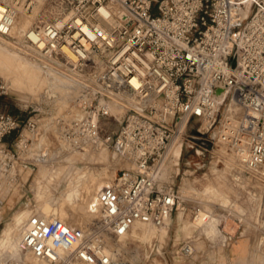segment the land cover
I'll return each mask as SVG.
<instances>
[{"label": "built area", "instance_id": "obj_1", "mask_svg": "<svg viewBox=\"0 0 264 264\" xmlns=\"http://www.w3.org/2000/svg\"><path fill=\"white\" fill-rule=\"evenodd\" d=\"M45 1L58 2L59 14L19 36L20 7L31 13L38 0H0V36L79 77L82 112L66 136L82 148L92 140L108 146L117 167L100 191L98 217L73 226L33 211L23 224L25 250L47 264L114 263L111 238L136 223L165 225L177 210L176 180L192 149L205 157L198 168L227 162L235 179L264 181V0ZM112 104L123 107V118ZM109 116L119 125L102 133ZM44 126L42 117L0 111V186L19 179L20 150Z\"/></svg>", "mask_w": 264, "mask_h": 264}, {"label": "rangeland", "instance_id": "obj_2", "mask_svg": "<svg viewBox=\"0 0 264 264\" xmlns=\"http://www.w3.org/2000/svg\"><path fill=\"white\" fill-rule=\"evenodd\" d=\"M47 18L40 16L35 24ZM13 47L8 48L9 53L15 52L18 60L22 57L36 74L17 64L0 62V111L21 117L39 116L45 126L28 151L20 150L22 155L16 162L19 179L12 186H0V264L26 261L19 239L23 224L33 211L63 214V207L77 208L84 212V220L89 221L84 210L89 193L71 198L70 187L80 190L88 184L91 193L95 183L100 179L109 180L110 172L115 173L117 167L108 146L92 140L82 148L83 144L75 135L66 136L71 119L81 115L76 100L82 86L79 83L65 85L70 84L65 76L70 72L56 66L58 75L54 74L41 60ZM120 115L123 118V113ZM118 125L114 116L105 118L101 123L102 133L108 134ZM72 131L75 132L73 128ZM44 132L42 141L37 142L38 135ZM51 133L61 135L63 140L61 144L58 138L60 145L57 144L56 150L49 138ZM13 138L16 136L7 141ZM46 147L51 149L50 153L46 161H41L40 154ZM102 148L107 150V161L101 158ZM193 150L186 155L191 164L182 162V171L186 173L176 180L181 204L165 226L168 232L165 233L163 227L157 233L159 237H152L155 232L150 228H139L126 236L111 238L113 246H120V250H114L116 258L125 264H264V181L250 176L235 179L232 165L227 162L212 164L208 160L198 168L200 160ZM212 165L218 169L213 170ZM57 168L58 175L49 179ZM184 177H187L186 182ZM186 243L193 246L190 254L181 251Z\"/></svg>", "mask_w": 264, "mask_h": 264}, {"label": "bare ground", "instance_id": "obj_3", "mask_svg": "<svg viewBox=\"0 0 264 264\" xmlns=\"http://www.w3.org/2000/svg\"><path fill=\"white\" fill-rule=\"evenodd\" d=\"M60 10H61V6H60V4L57 2V3H52L51 1H45V0H38V2H37V4H36V7L34 8V10H33V13L32 14H27L26 13V10L23 8V7H20V11H19V14H18V17H17V20H16V25H15V28H14V32L16 33V34H18L19 36L21 35V33L25 30V29H27L29 26H32V25H34L35 24V22H37V20L38 19H40V16H43V17H49V15L50 16H52V14L53 15H57V14H59V12H60ZM50 13H52V14H50ZM40 21V20H39ZM40 23V22H39ZM0 38L2 39V40H0V62L1 63H6V64H9V65H11V64H17L21 69H23V70H27V71H30L32 74H36V72H34V70L33 69H30L31 68V66H29L28 67V65H27V63H26V61L25 62H23L22 60H21V58H19V60H18V55L14 52V53H9L10 51H8L9 49V47H12V46H14V47H16V45H14V43L13 42H11L10 40H8V39H6V38H3V37H1L0 36ZM4 40V41H3ZM1 41H3V43L1 42ZM6 44V45H3V44ZM13 47V48H14ZM17 49H19V50H21L19 47H17ZM68 51V50H67ZM68 53H69V55L71 56V57H74V55L71 53V52H69L68 51ZM5 59H6V61H5ZM33 66V65H32ZM37 67H39V66H37ZM33 68H34V66H33ZM39 68H41V67H39ZM47 70H49L50 72H53L54 74H57L58 75V70L56 71L53 67H49ZM46 70V71H47ZM48 71V72H49ZM60 72V71H59ZM65 76H67L66 77V79H69V82H70V84H68V83H65V85H72V84H74V83H78V82H76L78 79H79V77H76V75H74L73 73H70V75H65ZM65 79V78H64ZM68 82V81H67ZM112 106V110H113V112L115 113V114H117V116L118 117H120L121 118V115L120 114H122V113H124V109H123V107L120 105H117V104H112L111 105ZM79 112L81 113L82 111H81V109L79 110ZM119 114V115H118ZM74 115V114H73ZM46 131V130H45ZM46 133L44 132L43 134H39L38 135V137H37V142H41L42 140H40L41 139V137L43 136V135H45ZM51 135V137H49L50 138V140H51V143L52 144H54V148H55V150L56 149H58V145L57 144H59L60 145V140H61V144H62V142H63V140L62 139H60L61 138V135H53L52 133L50 134ZM60 140H59V139ZM60 148V147H59ZM50 150L51 149H47V147H46V150H43V153H42V157H41V160L42 161H46V159H47V155L50 153ZM101 158H103L105 161H107L109 158H108V153H107V150H106V148H102V151H101ZM216 163V160H214L213 162H212V164H215ZM166 166V165H165ZM212 167V169L213 170H216V169H218L217 167H216V165H212L211 166ZM165 169V168H164ZM106 170V169H105ZM168 168H166V170H164V173L166 174L168 171ZM106 171H108V170H106ZM58 173H59V168H57V169H55V170H53L52 172H51V174H50V178L49 179H53V178H55L57 175H58ZM114 171L113 172H110V177H109V180L108 179H100L97 183H95V188L92 190V192L90 193V191H91V189H90V185L88 186V184H85L84 186H82V188H80V190L77 188V187H75V188H73L72 186L70 187V190H69V196L71 197V198H73L75 195H77V197H79V195L80 196H86L88 193H89V200H87V202H85V204H84V206H85V208H84V210L86 211V214L89 216L88 218H89V221H85L84 220V216H85V214H84V212L80 209H71V208H64L63 207V209H62V211H63V214H53V213H46L43 209V211H44V214L45 215H47V216H49V217H52V218H54V217H60V218H62V219H65L66 221H68L69 223H71L73 226L74 225H79V226H85L87 223H89L90 221H91V219L93 218V216H94V212H96L97 210H98V200L97 199H95V196H96V194H97V191L99 190V188H101L107 181H110V180H112L113 178V176H114ZM186 179H187V177H184V180H185V182H186ZM228 209V208H227ZM91 210V211H90ZM21 213V212H20ZM171 218V217H170ZM169 220V219H168ZM169 224V222L167 221V223L165 224V225H162V226H153V225H150V224H148V223H136L135 225H134V227H133V229L129 232V233H132V232H134V231H136V230H138L139 228H142V229H149L150 228V231L151 232H155V234L152 236V237H154V236H158L157 235V233L159 232V230L161 229V228H163V231L165 232V233H167L168 232V230L165 228V226L166 225H168ZM237 225V224H236ZM128 233V234H129ZM152 237H150V238H152ZM159 237V236H158ZM20 240H21V237H20V239H19V246H20V249H21V251H24L25 252V256L27 257V259H26V261L24 262V264H47L46 262H44V261H40V260H38L37 258H35L34 257V255L31 253V252H29V251H27V250H25L22 246H21V244H20ZM120 250V246L119 247H115V246H113L112 245V243L109 241L108 242V252H109V254L112 256V258H113V261L114 262H121V261H119L117 258H116V256H115V254H114V250Z\"/></svg>", "mask_w": 264, "mask_h": 264}, {"label": "water", "instance_id": "obj_4", "mask_svg": "<svg viewBox=\"0 0 264 264\" xmlns=\"http://www.w3.org/2000/svg\"><path fill=\"white\" fill-rule=\"evenodd\" d=\"M180 152H181V146H179L178 148H177V153L178 154H180ZM110 184V181H107L101 188H99V190L97 191V194H96V196H95V199H97L98 200V210L96 211V212H94L95 214H94V216L95 217H98L99 216V213H100V210H101V208H102V205H103V203H102V201H101V199H100V191L102 190V188L104 187V186H106V185H109ZM91 211V210H90ZM112 264H125V263H122V262H114V263H112Z\"/></svg>", "mask_w": 264, "mask_h": 264}, {"label": "flooded vegetation", "instance_id": "obj_5", "mask_svg": "<svg viewBox=\"0 0 264 264\" xmlns=\"http://www.w3.org/2000/svg\"><path fill=\"white\" fill-rule=\"evenodd\" d=\"M198 158H199V160L201 159H205V157H203V156H198V155H196Z\"/></svg>", "mask_w": 264, "mask_h": 264}]
</instances>
